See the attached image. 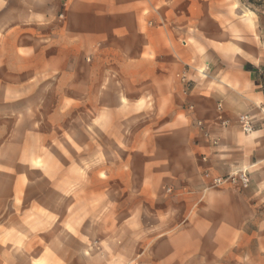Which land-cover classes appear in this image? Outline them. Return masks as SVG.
<instances>
[{"label":"rangeland","instance_id":"1","mask_svg":"<svg viewBox=\"0 0 264 264\" xmlns=\"http://www.w3.org/2000/svg\"><path fill=\"white\" fill-rule=\"evenodd\" d=\"M25 1L0 4V264H150L156 205L183 192L168 170L197 164L194 115L220 114L236 45L264 52V0L166 4L157 51Z\"/></svg>","mask_w":264,"mask_h":264},{"label":"crops","instance_id":"2","mask_svg":"<svg viewBox=\"0 0 264 264\" xmlns=\"http://www.w3.org/2000/svg\"><path fill=\"white\" fill-rule=\"evenodd\" d=\"M33 1L26 0L25 4ZM40 3L67 4L68 14L77 19L78 27L84 21L91 40L134 41L140 47L149 43L155 51L160 32L154 26L153 11L166 4H199L198 0H41ZM0 4L19 3L0 0ZM236 47L233 66L219 68L223 73L236 72L219 91L220 114L212 108H200L194 115L204 123V128L196 129L192 140L197 164L184 159L181 170L173 166L168 170L171 181L181 179L183 192L156 205L155 216L170 217L171 221L165 222L167 227L159 228L152 241L155 246L148 254L150 264H264V84L256 71L241 69L246 64L254 67L264 64V52L259 50L255 54L247 45ZM245 114L255 123L256 130L250 135L243 133L239 123L240 116ZM220 117L227 126L221 124ZM241 172L249 177L248 188L239 181L215 182ZM145 198L151 202L164 199L160 194Z\"/></svg>","mask_w":264,"mask_h":264},{"label":"built area","instance_id":"3","mask_svg":"<svg viewBox=\"0 0 264 264\" xmlns=\"http://www.w3.org/2000/svg\"><path fill=\"white\" fill-rule=\"evenodd\" d=\"M181 81H182V83H184L185 85L188 86L189 80L187 78V72L186 71L183 72V74L181 76ZM191 109H193V107H191ZM221 110H222V106L219 105L218 111H221ZM219 119H220L221 124L223 126H227V122L222 117H220ZM239 123H240V127H241L243 133L246 135H250V134L254 133L256 130L254 120L247 114L240 116ZM198 125L201 128H204L203 122H198ZM228 180H230L231 182L239 181L244 188H248V186H249V177H248L246 172H241L239 175L231 176V177L224 179V180L218 179L215 182H216V184H222Z\"/></svg>","mask_w":264,"mask_h":264},{"label":"trees","instance_id":"4","mask_svg":"<svg viewBox=\"0 0 264 264\" xmlns=\"http://www.w3.org/2000/svg\"><path fill=\"white\" fill-rule=\"evenodd\" d=\"M264 84V83H263Z\"/></svg>","mask_w":264,"mask_h":264}]
</instances>
